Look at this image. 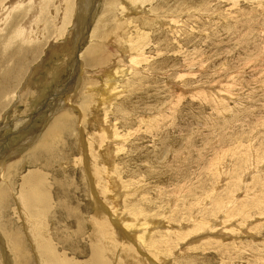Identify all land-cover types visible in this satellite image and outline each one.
Masks as SVG:
<instances>
[{"label": "bare ground", "instance_id": "6f19581e", "mask_svg": "<svg viewBox=\"0 0 264 264\" xmlns=\"http://www.w3.org/2000/svg\"><path fill=\"white\" fill-rule=\"evenodd\" d=\"M24 1L0 0V26L6 21L10 22L6 27L9 33L7 35H2L5 33L0 34L2 35L0 36L1 44L10 42L15 37L13 34L19 35L21 31H29L28 35L41 37V33L34 32L33 29L35 26H38V21H42L39 20L40 15L44 12H46V15L51 9L57 13V16L54 15L56 17L53 18H60V21L55 24L59 25L61 22L63 24L55 30L57 36L52 45L50 43L53 40L49 39L48 35L45 38L43 36V42L35 44L34 50L39 52L38 55L36 52L34 56L25 55L19 58L20 53L7 56L4 51L0 50V82H2L0 83V102L4 98L5 93L10 92L13 95L10 96L11 104L4 111L3 117H1L2 120H6V115L13 112L14 117L12 119L16 120L5 122L4 129L2 128L0 132L1 136L4 135L3 132H6L8 128L12 131L13 128L19 127L23 132L28 129L30 121H33V119H29L30 121L26 120L25 116L31 117L34 112V102L32 100L41 97L39 91H36L38 86L36 85V78L37 75H40L41 80L43 71L47 72V57H59V54H64L61 59L64 60L57 62L56 66L54 65L57 70L53 67V70L51 69L52 71H50L54 78V76H61L65 72L66 68L64 69L63 67L67 64L68 60L70 61L71 54L73 53L70 50L72 48L71 44L73 40L71 32L73 29H67L68 26L66 25L71 20V11L74 9V3L77 1L43 0L45 1L44 4H42V0H29L31 1L29 4ZM167 1L105 0L102 2L104 3L102 10L100 12L97 8L95 10V22L91 26V29H89L88 44L81 55L82 64L80 66H85L86 71L89 69L88 73H90V77L100 82L102 81L103 86H101V83L98 84L99 81L93 83L92 81L85 80L86 85L83 91L80 89L81 91L79 92V94L82 92L81 97H79L78 93L74 95L73 92L67 99H61L60 106L56 109L53 118L50 117L51 119L48 120L47 125L43 128L44 130L36 138H29L25 142L22 146L24 150H26L24 146L31 145L28 150L33 148L29 153L27 150V154L21 155L22 153L18 152L16 148L11 149L5 155L3 154L4 156L0 155V222L3 231V233L0 231V253L6 254L5 251L9 252L10 257H8V260L6 258L8 264H11L10 261L12 259H14V264H33L32 248L29 250V243L24 236L28 237V240L31 241L38 264H143L146 263L147 259L145 257L142 258L139 252L133 248L135 244L138 245V242L135 240V235L138 232L140 234L138 239L154 256L151 260L146 255L150 263L155 259L159 261V257L165 256L162 253L166 250L174 251L172 250V245H175V243L179 244L180 241L186 242L189 238L191 240L187 242L190 249L196 244L201 243V238L204 240L214 239L218 243L224 235L220 234L217 229L219 223L222 224L223 221L221 219L217 220L216 214H220L222 210L225 212V214H222V217L226 216L228 220L241 217L244 222L255 213V215L264 214V205L262 206L259 201L251 199L244 201L248 196L245 195L241 202H232L231 198H229V192H226L224 195L215 197L212 205L203 207L201 211H198L202 215L201 219L197 218L186 222L187 216H185V214L191 216L196 207L200 208V206L205 205L206 198L214 192V188L206 181L217 180L221 183L225 171L232 176L231 180H227L226 185H229L228 190L233 192V196L234 189L238 188L241 183L245 184L246 175L249 176L248 179H253V181L259 180V182L264 183V177L262 179L259 176V172L264 170L263 163L260 164L261 161L264 162L262 160L264 158V145L262 143L264 138L262 136L264 135H261L259 131H255L257 125L263 126V114L257 112V107L253 111L252 109L240 110L242 108L240 106L241 102L236 98L239 96L241 90L238 89L235 93L233 91L234 86L244 83V76L243 79H240L238 78L239 74L233 75L236 73L234 71L233 74L229 75L228 82L225 83L221 80L220 85H215L214 87L212 85L211 90L208 85L200 87L199 90H191L192 87L190 84L188 85V82L192 78L191 76L196 75L192 66L185 69L186 72H179L177 70L171 77H168L166 82L169 81L170 83L167 82L168 84H166L168 89L165 96L155 98L145 97L143 99L142 95L141 99L148 102L147 104H139L138 106L132 105L133 100L129 99L131 94L136 95L138 93L140 87L138 82L140 80L145 82V79L153 77L156 74L155 72H160L157 71V68L161 69L152 62V55L150 57H148L149 55L146 56L145 47H147L151 39L150 36L152 35L150 34L164 27L168 23L169 17L173 18L175 16H164L163 14L173 9L181 13L185 10L184 6L188 4V0ZM234 1L236 2V0ZM171 2L172 4H170ZM57 3L58 5H56ZM96 6L98 7V5ZM200 7L199 5L194 7L195 11L197 12ZM53 10L52 13L54 14ZM79 10H81V7ZM29 11L33 17H30V21L25 23L22 28L19 27ZM48 29V26L47 28L44 27L41 32ZM64 36L68 37L64 39ZM16 39L18 40L19 38ZM86 39L85 34L84 37L77 40L74 47L78 48V46L83 45ZM21 42L23 44V37ZM154 42L156 43V41ZM155 43L153 46H155ZM64 45L65 47L67 46V49L70 47L69 52H61L64 49ZM58 47L59 49H57ZM53 49L55 52L51 54ZM154 51L158 55L161 54L158 46L155 47ZM250 57L249 55L246 59L250 61ZM116 59L120 60L116 63ZM11 60H13V66L9 65ZM28 61H32L31 63L35 65V69L31 75L25 77L20 68L25 67L24 63ZM240 61L242 62L243 60ZM112 63H116L115 65L117 66L114 72L107 69ZM175 77L177 79L172 81ZM53 78L50 77L48 81ZM123 79H125L124 83L121 82ZM45 83L47 84V82ZM145 83L147 85L149 82L146 81ZM10 85L12 86L11 88ZM75 85L76 83H73L70 86L75 89ZM14 88L16 90L13 91ZM43 91L46 93L47 90L44 89ZM225 93H229L230 96L225 95ZM62 94L61 96H64ZM135 95L133 97L134 100L136 98ZM186 96L190 97L191 100L195 96L200 97L199 99L205 105L213 103V108L211 109L214 110L217 118L214 117L215 119H213L211 114H209L210 116L206 115L209 121L206 124L209 128L205 134L206 137L200 135L199 137L202 139H193L185 148L186 154L180 157L181 162H186L191 156V160L195 165V171L198 173V177L194 179L192 188L189 191L191 197L189 200L184 201L183 211L174 209V211L165 217L166 221L160 220V216H158L157 220L156 217L149 214L155 209L151 200L148 199L149 201L146 204V202H143L146 199L143 192L134 193L139 188V184L136 185L137 183H135L137 177H135L133 171H128V178L126 182L122 183L119 173L128 169L122 165L123 163L116 162L114 164V161L116 158L120 160L128 158L125 161L128 162V167L130 166V153L132 152L130 150L136 147L134 142H129L132 131L128 129L129 131L126 132L122 127L127 126L129 128L132 118L137 115L139 118L136 124H139L142 128L141 132L150 137V140L158 141L153 146V149L143 148L142 150L147 152L152 158L166 156L168 162L170 157L168 151H170L169 148L173 143L164 144L161 151H158L157 146L159 142L166 140L163 138H166V134L162 129L172 123V120L178 113L180 103ZM13 100L15 104L12 103ZM78 100H81V105L84 106L82 107L83 113L81 116L77 115L79 114V110H77L79 107L76 104ZM152 100H155V102H152ZM231 101L234 104L230 106L229 102L231 103ZM237 103H239L238 106ZM20 106L24 107L21 112L18 109ZM188 106V110L192 109V102ZM233 107H236V109ZM147 109L150 111H147ZM238 113L242 114L241 121L237 119ZM122 119L124 120L122 126H118L116 121ZM234 120L239 122L237 129L235 127L230 128L229 126ZM133 124L135 125L134 122ZM77 127L78 130H81L80 134L83 139V145L80 143L78 149L80 150V147L83 146V151L86 153L80 158L77 157L74 162L75 166L83 168L84 177L82 185L85 186L83 194L85 191V197L92 204L93 214L91 216H88L85 211L81 212L80 204L77 202L82 191H80L81 185L71 177H69L68 181L57 179L53 182V186L57 188L54 195L56 203L51 204L50 202L53 193L50 192L51 186L47 182V176L50 174V171L56 170L54 165L61 166L64 168V171L68 169V166H71L68 163V151L65 150V146L67 145L68 134ZM179 127L183 132L189 133L187 129L188 123L184 124L182 122L179 124ZM13 133L15 134L12 131L8 135ZM78 134V132L75 133L80 138ZM146 136L145 138H147ZM179 139L174 138L173 141L178 142ZM0 146H2V143H0ZM20 155L22 157L19 161L9 163L12 156ZM30 158L36 166L35 168H31V171L25 175L21 166ZM177 176L181 178L182 172L179 171ZM119 181L122 186L118 184ZM243 190L244 192L246 191V189ZM181 194L183 193L181 192ZM203 194L206 198L202 196ZM123 195H125L124 210L121 208V201H119ZM13 202L17 203L18 207H14L12 205ZM231 202L232 205H229ZM247 208H251L254 211H250ZM59 210L63 212L62 214L72 218L73 224L75 223L78 244H73L75 245L72 249L73 257H68V253L66 252H59L60 254L56 252L57 243L55 244V240L50 233L49 221L57 215ZM126 213L129 215L126 219H133L135 221H127L123 228L120 223ZM14 216H18V222L14 219ZM179 220L180 222L185 221L187 224L180 223V225H176L177 227L174 228L172 222ZM192 223L193 226L191 228ZM234 226V228L225 230V234H229L233 238L236 236L235 233L242 231L240 232L241 234L244 233L254 237L253 232L248 233L249 230L247 231L246 227L241 229L236 224ZM136 229L139 230L137 231ZM153 229L155 230L153 231ZM122 232H125V235ZM217 233L218 235L216 236ZM239 237L242 236H238L236 239ZM66 240L65 237H61L58 241L60 244ZM70 241L72 240H68L64 244ZM80 241H84L85 245L81 246ZM259 247L253 248V251H259L261 248ZM182 252L185 251L182 250ZM7 261H4V264H7Z\"/></svg>", "mask_w": 264, "mask_h": 264}, {"label": "rangeland", "instance_id": "374dc122", "mask_svg": "<svg viewBox=\"0 0 264 264\" xmlns=\"http://www.w3.org/2000/svg\"><path fill=\"white\" fill-rule=\"evenodd\" d=\"M104 1L105 0H100V1L99 0H74V2H76L77 4L74 3V9L71 11L72 13L71 20L66 25L68 26L67 29L69 28L73 29L71 32L72 34L71 37L73 40V41L71 40L72 48L70 49L69 47V49L73 53L71 54L72 55V57H70L71 59L69 58L70 61L69 60L67 61V64L65 65L66 67L65 66L63 67L64 69L66 68L65 72H63L61 76L60 75H56L57 77L54 76V78H53L52 72L50 73V71L53 70V67L56 66L57 62L64 60V59L61 60L64 56L63 53L59 54V57L58 56L53 57V58L47 57V60L48 61L50 60V62L47 61V68H48L47 72L45 73V71H43L45 73V74L44 73L42 74L43 80L42 79L40 80V75L39 76L37 75V78H36L37 79L36 85H38L36 88V91H39V93L41 94V97H37L38 99L32 100V102H34V107H33L34 112L32 115L31 114H28V115H31V117L32 116L33 117L31 118V117L25 116V119L27 118L26 120L30 121L29 119H33V121H30V125L28 129H26L27 131L24 130L25 132L24 131L22 132L21 131L22 129H20L19 127L18 128L16 127L12 129V131L15 132V134L13 133L11 135H8L9 133L12 132L11 129L8 128L6 132H3L4 134L2 135L3 137L0 135V143H2V146H0L1 156H4L5 153H9L11 149H16V148L18 152L20 151V153H22L21 155L27 154L26 152L31 145L24 146L26 147V150H24L22 146L25 144V142H27L29 138H32V137L36 138L38 134L42 130H44L43 128L47 125L48 120L53 118V115L55 114L56 109L60 106L61 99H67L68 97L71 96V94H73V92L75 95L77 93L79 94L81 90L83 91V88L86 85L85 80L92 81L93 83H97L96 81H99V80L92 79L90 77V73H88V71L90 70L87 69L86 71V67L85 66L81 67L80 64H82L81 55L84 53L83 52L85 51L84 48L88 44V38L90 35L89 29H91V26L95 22V19H94L96 18L95 10L97 8L100 12L104 4L102 2ZM164 1H167V0H164ZM175 1H180V0H175ZM24 2L29 4L31 1L25 0ZM44 2L45 1L42 0V4H44ZM170 4H172V2ZM263 4H264V0H236V2L234 0H188V4L184 6L185 10L183 12L178 13V11L173 9L163 14L164 16H169V15H173V16L175 15V16L173 18L169 17L168 23L164 27H162L161 29L157 31L156 30L153 31L150 34L152 36H150L151 39L149 40V43H148L149 45L147 44V47H145L146 52H147L146 56L148 55H149L148 57H150L151 55L153 56L151 60L153 63H155L161 68V69L157 68V71H160V72H155L156 73V74L154 73L156 75V76L154 75L155 77L152 75L153 77H148L147 79H145L146 81L149 82L147 85L145 83L146 81L145 82L143 81L144 83L141 80L138 82L140 87H139L138 93H136V95L134 94L136 96L135 100L133 99L134 97L133 94H131V96L129 97V99L133 100L132 105L138 106L139 104H147L148 101L143 100L145 97L155 98V97L165 96L167 93V89H168L166 84L170 83L169 81H167L168 83L166 82L168 77H171V75L177 72V70L179 72L180 71L186 72L185 69H188V67L193 66L192 68H194L193 71L196 73V75L193 74L194 76H191L194 80L192 78L189 79L190 83L188 82V85L189 84L191 85L192 87L191 90L192 89L199 90L200 87H205V85H208L209 89L211 90L212 88L211 86L213 85L214 87L215 85H220L221 80L225 83L228 82L229 75L231 73L233 74L234 71L236 73L233 75L239 74L238 78L243 79V76H244V79H243V81L245 80L244 83L239 84L238 86H234L233 88L234 93L237 92L238 89L241 90L239 93V96L236 98V99H239L241 102L240 106L242 108L240 110H249V109L251 110L252 109L253 111L254 109L258 108L257 109L258 111L257 110L256 111L258 113L263 114L262 120H264V72H263L264 71L263 69L264 68V5ZM56 5H58V3ZM96 5H98L99 8ZM197 5L201 7L196 12L194 7H196ZM80 7H81V10H79ZM52 10L53 9H51L50 12L48 11L49 14L47 13L46 14L47 16L45 15L46 12L42 13L39 17V20H42L41 21L42 23L38 21L39 23L38 26H35L33 29L34 32L41 33V37L40 36L34 37L31 35H28L29 31H26V32L21 31V34L19 35L13 34L15 37L10 42L2 43V44L0 43V50L2 52L4 51L7 56H10L11 54L20 53L19 58L25 55L34 56L36 55V52L38 55L39 52L37 50L36 51L34 50V46L37 42H43L44 38L47 37V35L49 39L53 40L50 43L52 45L56 39L55 37L57 36V34H55L56 33L55 30L58 29L63 24V22H61L59 25L55 24L56 22L60 21V18L54 19L53 17H56L57 13L55 12V10H53L54 12L53 14ZM30 17H33V15H31L29 11L24 21L22 22L21 26L19 27L22 28L25 23L30 21ZM45 18H46V21H45ZM44 21L45 23H43ZM9 23L10 22L6 21L4 24L0 26V34L5 33L2 35H7L9 33V31L6 30V27L8 26ZM170 24L172 25L170 26ZM47 26L49 27V29L47 30L48 32L47 31L41 32L42 28L43 29L44 27L47 28ZM85 34L87 37L84 43L85 46L83 44V45L78 46V48L74 47L76 46L77 40L84 37ZM22 37H23V44L21 42ZM67 37L68 36H64L63 38L66 39ZM15 38H19V39L15 40ZM154 41H156V43ZM154 43H155V46H153ZM157 46L159 47V50H161V52L159 51L161 53L159 55L158 53L156 54L154 51L155 47ZM57 49H59V47ZM69 49H67V46L65 47L64 45V49L61 52H64V53L69 52ZM53 52H55L54 49L53 51H51V54H53ZM249 55L251 56L250 61L246 59ZM119 60L120 59H116V63ZM240 60H243L242 62L244 63H242ZM31 62L32 61H28L24 63L25 67L20 68L22 69V73L25 75V77H28L29 75H31L33 70L35 69V65H33ZM12 64H13V60L9 62L10 66H13ZM115 64L112 63L111 66H108L107 69L109 71L114 72L117 69V66ZM150 72L152 73V71ZM50 77L53 79H50V81H48ZM177 77L172 79V81L176 80ZM260 77L262 80L260 79ZM38 80H39V83H38ZM45 82H47V84ZM121 82L124 83L125 79H123ZM73 83H76L75 89L74 87L70 86V85H73ZM99 83H101L102 85L101 84L100 85L103 86L102 81L101 82L99 81L98 84ZM11 87L12 86L10 85V88ZM10 88H9V91H10ZM44 89L47 90L46 93L43 91ZM14 90L16 89L14 88L13 91ZM60 93L61 94L64 93L62 94L64 96H61ZM81 93L79 94V97H81ZM225 95L230 96L229 93H225ZM10 96H13L10 94V92L5 93L4 98L0 102V119H1L0 132L2 128L4 129L5 122H9V120L12 122L14 120L12 119V117H14L13 112H11V114L9 113V115H6L7 117L6 120H2V117H3L2 115H4V111H6V108L11 104ZM141 96L143 97V99H141L142 98ZM59 97H62V98L59 99ZM199 98L195 96L191 100L190 97L186 96L183 99V101L180 103V108H178V113L176 114L175 118L172 120V123H170L169 125L165 126L162 129L163 132H165L166 134V138L165 137L163 138L166 140L159 142L157 149L158 151H161V148L164 144L173 143L172 146L169 148L170 151H168L169 152L168 154L170 155L168 162H167L166 156L159 157V158L158 157L152 158L147 152H144L142 150L143 148H146L149 150L153 149V146L158 141H155L152 139L150 140V137H147L146 135H144L143 132H141L142 128L139 126V124H136L139 116L136 115L132 118V122L130 123L129 128L127 126L122 127L123 130L125 129L126 132L129 131L128 129L132 131V133L130 134L131 138L129 142H134L135 143L134 145L136 148H132V150H130L132 152L130 153L131 164L129 167H128V162L125 161L128 158H123V160L122 159L120 160L117 158L116 160L113 159L115 160L114 164H116V162L123 163L122 165L126 169H128V170L125 169L126 171L119 173V178L121 179L120 181L122 183L126 182L128 178V171L129 170L133 171V174L135 175V177H137V179L135 180L136 181L135 183H137L136 185L139 184L138 185L139 188H137L134 193L138 194L140 192H143V195H145V198H146L145 201L143 200V202L144 203L146 202V204L148 203L149 200H151V202L153 203L152 205L155 207V209L149 214L152 215L153 217H156L157 220L159 218L158 216H160V220L166 221L165 217L169 215L172 211H174V209H176L177 211H183L184 201L189 200V198L191 197L189 194V191L192 188L194 179L198 177V173H196L195 171V168H194L195 165L191 160V156L188 158L186 162H181L180 157L186 154L185 148L188 144H190V142L193 139L195 138H197L198 140L202 139L201 137H199L200 135L202 137H206L205 134L207 130H209V128L206 125L209 122L207 120L206 115L211 114L212 115L211 117L213 119L217 118L216 115L214 114V110L211 109L213 108V105H212L213 103L206 104L207 105L206 106L202 102V100ZM36 102L37 104L35 105ZM81 102H82L81 100L80 101L78 100L76 102V104L79 107V109H77L79 110L78 111L79 114L77 115H80V116L83 113L82 107H84L83 105H81L82 104ZM152 102H155V100H152ZM191 102L193 104V108L188 110L189 108L188 104ZM12 103L15 104L14 100L12 101ZM229 104L231 106V104H234V103L233 101H231V103L229 102ZM238 105L239 103H237V106ZM233 108L236 109V107H233ZM18 109L21 112L24 109V107L20 106ZM150 110L147 109V111H150ZM238 114L239 116L237 117V119L238 121L239 120L241 121L242 114L240 113ZM115 118L118 119V117L116 116ZM212 118H211V121H212ZM123 121H124L123 119L117 120L116 121L117 123L116 122L115 123L118 126H122ZM238 121L237 120L232 121L229 124L230 128L235 127L237 129V125H239ZM133 122L135 123V125L133 124ZM182 122L184 124L188 123L187 129L189 133L183 132L180 129L179 124H181ZM80 131L81 130H78V127H77L68 134L69 136H67L68 140L66 142L67 145L65 146V150L68 151V155H67L69 158L68 163H70L71 166H68L67 167L68 169L64 171V168H62L61 166L54 165L56 167V170L53 169L52 171H50V174L47 176L48 177L47 182L51 186L50 192L53 193L52 199L50 200V202L51 204H55L56 202H55L54 195L56 194L57 188L56 186H53V182H55L57 179L68 181L69 177L76 180L81 185L80 191L82 190L80 192V196L77 201L78 204H80V210H82L81 212L85 211L88 214V216H91L93 214V211L91 208L92 204L88 201L87 197H85L84 195L85 191L83 194V189H85V186L82 185L83 177H84V173L82 171L83 168L79 166H75V162H74L76 161L77 157L80 158L82 155L84 156V154L86 153L85 151H83L84 149L83 146H82L83 148L80 147V150L78 149V146H80V143L81 145H83V139L81 138ZM255 131H259L261 135H264V123H263V126L257 125V128L255 129ZM74 132L75 133L78 132L79 133L78 135H80V138L79 136L75 135ZM145 136L147 138H145ZM174 138H180V139L178 142H174L173 141ZM262 138H264V136H262ZM262 143L264 145V139ZM32 149L33 148L29 149L28 153ZM85 149H88V148H85ZM21 155L12 156L10 158L9 163L11 162L14 163L16 161H19L22 157ZM262 160H264V158ZM262 163L264 165L263 161L260 162V164ZM35 166L36 164L34 165L30 158L29 160H26L25 164H22L21 167H22L23 173L27 175L31 171V168H35ZM179 171L182 172L181 178L177 176V173ZM263 173H264V170H261L259 172L260 174L259 176L262 179L264 177ZM248 177L249 176L246 175V181L244 182L245 184L241 183L238 188L234 189V196H233V192L231 190H228L229 185H226L227 180L232 179V176L228 174L226 171H225L223 179L221 178L223 180L221 183L217 180H214V181L207 180L206 182H209L210 186L214 188V192L208 198H206L204 194L202 195L204 198H206L205 205L200 206V208L196 207L195 211L191 213V216L185 214V216H187L186 222L191 221L192 219H197V218L201 219L202 215L199 214L198 211H201L203 207H208L212 205L215 197L224 195V193L226 192H229V198H231L232 202L239 203L241 202V200L244 198L245 195H248L244 199V201H247L250 199L255 200L257 202L259 201L260 204L263 206L264 205V183L259 182V180L253 181V179L252 180L248 179ZM120 181L118 182V184L122 186ZM2 185H5V184H2ZM242 188L246 189V191L244 192ZM121 191H122V188H121ZM181 192L183 194H181ZM124 198H125V195H123L122 199L119 200L121 201V204H122L121 208H123V210L125 209ZM232 202L228 204L232 205ZM13 203L12 205L14 207H18L17 203L15 202ZM247 209L250 211H254L251 208H247ZM62 213L63 212L59 210L57 212V215L50 219L49 229H50L51 235L53 236L55 240V244L56 243L58 244V245L56 244V248H57L56 252L58 253L66 252L68 253V257H73L72 249L75 247V245L78 244L77 243L78 236L76 235V232H75V223L73 224L72 218H69ZM218 214L219 213L216 214L217 220L221 219L223 223L222 224L219 223V225L217 226L218 227L217 229L220 234L224 235L222 236L221 240L218 241V243L214 241V239L204 240L201 238L200 239L201 243L196 244L190 249V247H188V242H187L191 240L189 238V240H187L186 242L180 241L179 244L175 243V245H172V250L174 251L166 250L165 252L162 253L165 256L159 257L160 258L159 261L158 259H155L156 261L153 260V262H150V263H149L148 257L151 258L152 260V257L154 258V256L150 252V250L145 245H143V243H141L140 240L138 239V237L140 236L139 232L138 234L135 235V240L138 242V245L140 247L137 244H135L133 248L136 249L137 252H139V255L142 258L145 257L147 259V261H145L146 263H143V264H151V263L154 264V261H155V264H264V260H263L264 259V254H263L264 253V214L255 215L256 214L255 213L254 214L255 216L252 215L251 217H249L250 219H248L245 222L243 221V218L241 217L232 218L229 220L226 216L222 217V214H225L224 210L220 211V214H219L220 216ZM127 216L129 217L128 213L124 215V219H121L120 224H122L121 226L123 228L126 225L127 221H135L133 219L131 220L126 219ZM14 219L16 220V222L19 221L18 216L17 217L14 216ZM184 222L185 221L180 222V220L175 221V222L173 221L172 225L175 228L177 227L176 225H180V223L187 224L186 222L185 223ZM206 222H208V220H206ZM234 224L240 226L241 229H244L246 227L247 231L249 230L248 233L253 232L254 237L251 235H246L244 233L241 234L240 232L242 231H240L239 233L238 232L235 233L236 236L233 238L231 235L225 234L226 233L225 230L235 227ZM192 226H193V223L191 224L190 227L192 228ZM136 230L138 231L139 229H136ZM154 230L155 229H153V231ZM0 231L3 233L1 229V222H0ZM205 233H209V232H205ZM122 234L125 235V232H122ZM196 235H199V234H196ZM217 235L218 233L216 234V236ZM238 236H242V237H239L236 239V237ZM24 237L25 239H27L29 243V250L32 248L31 253H33V264H38L37 258L33 252L34 247L32 246L31 241L28 240V237L26 236ZM61 237H65L67 239L66 241L68 240H72V241H70L69 243L67 242L66 244H64V242H66L64 241L59 244L58 240ZM84 241H87V240H84ZM84 241H80L81 246L85 245ZM257 247H259L260 250L258 249L259 251H255V250L253 251V248H257ZM182 250L185 252H182ZM5 252L6 254L0 253V264L2 263L4 264V261L6 262L8 260V257H10L9 252L7 251ZM146 255L148 257H146ZM10 263L14 264V259H12ZM7 264H8V261H7Z\"/></svg>", "mask_w": 264, "mask_h": 264}]
</instances>
